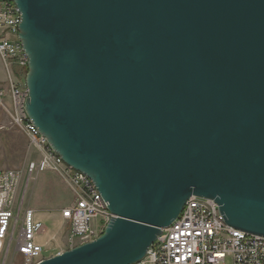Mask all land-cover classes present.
Masks as SVG:
<instances>
[{
    "label": "water",
    "instance_id": "1",
    "mask_svg": "<svg viewBox=\"0 0 264 264\" xmlns=\"http://www.w3.org/2000/svg\"><path fill=\"white\" fill-rule=\"evenodd\" d=\"M25 113L113 217L34 264H130L190 196L264 236V0H12Z\"/></svg>",
    "mask_w": 264,
    "mask_h": 264
},
{
    "label": "built area",
    "instance_id": "2",
    "mask_svg": "<svg viewBox=\"0 0 264 264\" xmlns=\"http://www.w3.org/2000/svg\"><path fill=\"white\" fill-rule=\"evenodd\" d=\"M20 20V12L14 2L0 0V58L8 71V87L0 88V107L6 110L11 122L27 135L30 147L39 154L38 160L27 163V176L51 170L57 172L72 190L73 202L61 210V216L69 224V245H74L77 240L81 244L98 236L113 214L93 181L86 174L67 166L25 113L28 89L24 81H16L10 73L13 65L23 72L27 70L28 58L18 39ZM5 95L10 98L9 107L2 100ZM23 175L21 169H0V251L5 248L9 252L14 244V252L24 255L28 264H34L45 258V248L37 242L45 226L36 219L34 210L28 207L20 220L23 197L18 201L14 216ZM197 199H205L209 203V211H200ZM19 220L21 225L17 233ZM227 262L264 264V236L227 225L213 199L190 196L178 216L161 229V234L150 245L145 256L134 264Z\"/></svg>",
    "mask_w": 264,
    "mask_h": 264
},
{
    "label": "rangeland",
    "instance_id": "3",
    "mask_svg": "<svg viewBox=\"0 0 264 264\" xmlns=\"http://www.w3.org/2000/svg\"><path fill=\"white\" fill-rule=\"evenodd\" d=\"M18 73H20L21 76L15 77V80L22 83L26 72L19 70ZM36 159H38V154H36L35 150L30 147L27 135L11 122L9 115L5 111L0 109V169L11 168L24 171L22 181L18 188L17 205L14 210V216H16L18 201L23 197L22 209L19 214L20 220L22 219L24 209L28 205L35 204V201L38 203H44V200L48 203V200L51 199L48 195L51 193L56 194L61 201H66L71 198L70 189L64 187V185L56 179V176L59 175L57 172L44 171V173L40 172L37 175L36 173H33L31 177L27 176V163ZM43 174H48L44 181L42 177ZM58 177H60L62 182L66 184L60 175ZM49 179L51 181H49ZM47 183H52L54 188H46ZM53 213L54 212L51 211L43 212V210L36 211V216H42L39 218L45 225L44 233L37 238L38 242L44 245L45 251L43 255L45 258L74 247L80 242L77 240L74 242V245H69L67 240L69 224L66 220L63 222L58 218L48 219L45 217L57 216ZM20 220L18 222L17 233L21 225ZM93 224H96V221H93ZM0 264H28V262L24 255L14 252L13 244L11 245L9 252H7L5 248L0 251ZM227 264H229V262H227Z\"/></svg>",
    "mask_w": 264,
    "mask_h": 264
},
{
    "label": "crops",
    "instance_id": "4",
    "mask_svg": "<svg viewBox=\"0 0 264 264\" xmlns=\"http://www.w3.org/2000/svg\"><path fill=\"white\" fill-rule=\"evenodd\" d=\"M10 73H12V77H19V76H21V74L20 73H18V71H19V69L16 67V66H11V68H10ZM7 87H8V71H7V69H6V67H5V65H4V63H3V61H2V59L0 58V88H4V89H7ZM2 100L4 101V103H5V105L6 106H10V98H9V96L8 95H5L3 98H2ZM0 109H2L3 111H5L6 112V110L4 109V108H2V107H0ZM7 113V112H6ZM36 152V151H35ZM36 154H38L37 152H36ZM38 159H39V154H38ZM38 159H36V160H38ZM47 172H51V170H46ZM46 172V173H47ZM52 172H54V171H52ZM40 173V172H39ZM43 173H44V171H43ZM56 173V172H55ZM38 173H36V175H37ZM47 175L48 174H43L42 175V177H43V181H44V179L47 177ZM59 176V175H58ZM58 176H56V179H58V181H60V183H62V185H64V187H67L68 189H70V187L67 185V183L66 184H64L63 182H62V180H61V178L60 177H58ZM58 177V178H57ZM49 181H51L50 179H49ZM45 182H47V181H45ZM59 183V184H60ZM44 185V184H43ZM47 185V186H46ZM46 185H44V186H46V188H54L53 187V184L52 183H47ZM61 185V184H60ZM43 186V187H44ZM70 191H71V198L70 199H68V200H59V198L57 197V195L56 194H54V193H51L50 195H48V197H51V199L50 200H48V203L46 202V200H44V203H38L37 201H35V204H33V205H28L27 207L28 208H31V209H33L34 210V212H35V217H36V219H38V220H40V218L39 217H42V216H36V211H42L43 210V212H48V211H51V212H54L53 214H56L57 216H45V217H47L48 219L50 218V219H55V218H58L59 220H62L63 222L65 221V219L61 216V210L63 209V208H65V207H67V206H69L70 204H72V202H73V192H72V190L70 189ZM53 195H54V197H53ZM54 198V199H53ZM38 217V218H37ZM41 221V220H40ZM45 226V225H44ZM37 242H38V240H37ZM39 243V242H38ZM39 244H41V243H39ZM41 245H43V244H41ZM44 246V245H43Z\"/></svg>",
    "mask_w": 264,
    "mask_h": 264
},
{
    "label": "bare ground",
    "instance_id": "5",
    "mask_svg": "<svg viewBox=\"0 0 264 264\" xmlns=\"http://www.w3.org/2000/svg\"><path fill=\"white\" fill-rule=\"evenodd\" d=\"M197 206L200 211H209V203L205 199H197ZM130 264H134V262Z\"/></svg>",
    "mask_w": 264,
    "mask_h": 264
}]
</instances>
